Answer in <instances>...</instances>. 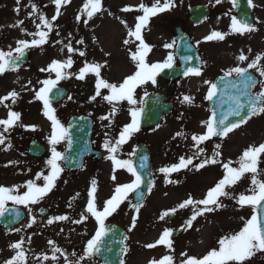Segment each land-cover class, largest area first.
I'll list each match as a JSON object with an SVG mask.
<instances>
[{
	"label": "flooded vegetation",
	"instance_id": "af4514ba",
	"mask_svg": "<svg viewBox=\"0 0 264 264\" xmlns=\"http://www.w3.org/2000/svg\"><path fill=\"white\" fill-rule=\"evenodd\" d=\"M240 1L245 3L248 8L242 20H247L248 23L257 29L244 35L230 33L231 17L235 16L237 19H241L236 15L233 0H222L220 4H216L215 0L190 2L182 14H178V12L177 14L173 13L177 9L178 4L182 3V0H174L175 6L163 13L164 20L162 24L169 30L170 34L168 38L172 40V43L174 42L173 45H176L179 41V32H182L198 48L201 55L200 70L202 73L200 76H196L199 85H205V81L209 79L207 73L211 72L210 68H212V65L205 58V52L209 47L214 46L216 48V46H220L222 43H228L229 46L236 44L235 46L238 49L224 48L221 51V60L227 59L228 63L231 56H233L237 66L247 67L246 61L240 62L237 57L241 52L245 54L244 51L251 45L249 41L252 38H256L259 31H264V0H252V6L249 5L248 0ZM162 3L163 0L161 1ZM17 8L22 9L21 5L14 6L13 9ZM86 19H88L86 15L85 17H81V20L77 22V26L80 25L76 30V37L69 38L65 42L67 44L70 41L74 48L84 51L86 55L81 57L75 53H67L61 59L57 55H53V57H50L48 64L54 59L64 60L69 55L72 56L74 64L71 69L65 70L67 73H78L85 61L104 64L102 56L93 54L91 47V44H93L98 49V39L94 36L91 37V35L89 40L87 37L85 39L82 37L84 30H95L94 23L96 24V22L85 24L83 21ZM0 29L3 31V27H0ZM212 31L225 33V39L222 41L205 40V37L210 35ZM21 39L24 38L19 37L15 39L9 37L6 39L0 37V50L5 52L13 50V54H15L14 49L17 47V41ZM80 39H83L84 44L76 43ZM48 41H53V38L50 37ZM198 41L199 43L197 44ZM61 44L63 45L64 43ZM60 45L54 44L57 53L60 52L58 49ZM34 48L25 50L27 52L26 63L20 65L17 71H6L0 75V97L7 95L12 90L17 91L20 94L17 102L14 105L10 101L7 103L12 110L21 113V121L19 123L37 126L36 130L21 126L11 128L6 134V144L0 145V185L9 188L20 186L21 193L26 190L23 187L26 181L35 180L37 173L43 172L47 175L50 170L46 161L51 156L52 145L49 144V136L52 130L51 121L43 115V104L41 101L34 99V91L30 89H38L40 87L38 83L40 79L39 77L35 78L36 75L40 73L47 74V78L54 79L55 74L40 72L38 67L35 68V72L39 74L28 73L34 66V61L31 62ZM173 64H179V62L173 60ZM208 66L209 68H207ZM234 66L235 63L230 65V68L225 69V66L220 67L222 71L216 73L213 78L217 74L224 73ZM25 68L27 69L26 73L23 72ZM105 73L104 68H102L101 75L103 78L111 83H119L118 79H110L105 76ZM183 77L190 79L188 75H184ZM29 81H31V84L28 83ZM95 82L96 77L91 74L86 76L85 80H78L73 76L70 79H64L59 82L58 86H62L65 90L61 98L55 99L56 94H51L52 99H54L52 100V107L55 109V116L68 130V136L55 145L57 151L66 157L64 161L60 162L64 171L56 180L52 191L39 203L28 206V208H31V215L28 208L23 205H14L11 201L6 203L8 210L3 216H0V264H4L6 260L15 254L10 245L20 240L24 241L22 248L26 253L27 264H65L64 256H61L60 253H56L59 258L58 261L41 259L44 254L49 257L53 255V245L49 244V241H54L55 246L59 247L70 261H75L84 254L87 241L94 236L98 227L96 220L91 216L79 224L71 222L78 220L80 214L85 211L89 199L88 191L91 187V181L93 179L97 181L95 197L97 207L99 208L113 195L117 184L129 183L134 179L125 168L116 169L115 173H113L114 166L112 161L107 159L109 153L105 149L104 144L106 140L114 141L118 138L124 125L131 122L130 109L133 107L142 108L144 99L149 94V83L136 89L137 105L132 106L126 101H122L115 105L117 111L113 117L108 120H102L101 117L109 115L114 105L109 104L100 96L95 101L90 100V97L95 94ZM101 91L103 95L108 94V90L106 89H102ZM68 96H71L72 99L69 100ZM140 101L142 103H139ZM202 107L203 109H208V102L204 101ZM8 110V108L0 105V119L7 117ZM200 120L201 122L198 126L201 127V131L197 135L206 132L205 122L208 120V117L205 116L204 119ZM154 128V126H149L145 123L143 125L140 122L139 131L134 133L126 143L120 146L119 151L116 153L117 158L129 160L133 163L137 152L143 151V149L149 151V131H152ZM221 138L214 136L199 145V147L205 149L204 154L200 157L201 160L204 159L206 152L211 147L216 146L220 142ZM69 141L71 142L69 143ZM8 143L11 144L10 148H7ZM79 146L80 149L76 150ZM191 167L193 166L191 165ZM174 173L176 172L170 173V175ZM113 174L117 176L116 181L111 179ZM36 183L42 185L43 180H37ZM132 204L134 203L131 193L128 200L120 205L117 212L105 221V224L115 223L125 229L128 239L125 240L124 249L126 248L127 250L129 248V236L131 233L128 231L130 227L129 223L135 214ZM17 212L20 214L18 217L16 215ZM125 214L127 215L126 218L124 217ZM57 215H66L69 217V220L58 221L49 225L47 220ZM182 215L179 212L171 215L172 220L178 221L175 225L178 228H181L187 220L183 219ZM32 217H35V223L31 227H27L31 223ZM16 229H20V231L17 232ZM81 264H103V262L97 254H94L86 258L85 261H82Z\"/></svg>",
	"mask_w": 264,
	"mask_h": 264
},
{
	"label": "snow or ice",
	"instance_id": "6c2138e0",
	"mask_svg": "<svg viewBox=\"0 0 264 264\" xmlns=\"http://www.w3.org/2000/svg\"><path fill=\"white\" fill-rule=\"evenodd\" d=\"M17 4L20 0H16ZM56 5V15L48 19L43 14L38 16L40 21L37 24L38 31L35 33H30L34 38L31 41L21 39L17 41V47L13 50L5 52L0 50V75L4 74L6 71H17L20 67V61L25 55V50L32 47H39L48 42V35L53 31L54 21L57 20L60 15V8L63 5L70 3V0H53ZM216 4H220L222 0H215ZM249 5L252 6V0H248ZM235 6V0H233ZM174 0H154L151 6H147L141 3L137 7V11H142V15L136 17V23L133 28H128L127 36L132 39H125L123 41L124 45L132 44L135 46L133 51L129 49V54L131 60L136 65V70L133 74L125 77L122 82L111 83L107 81L101 75L102 68L106 67L107 62L101 63H90L85 61L83 67H81L78 73H67L66 69H71L74 60L72 56L69 55L64 60L54 59L52 60L46 68H41V72L54 73L55 78H47L38 81L41 85L38 89L32 88L30 90L34 91V99L39 100L43 104V115L51 121V134L49 136V144L51 147V156L47 159L46 164L49 167V172L45 175L43 172L37 173L35 180H28L25 182L23 187L26 189L22 193L20 192V186H13L11 188L0 185V216H3L8 210L6 208V203L11 201L14 205H23L28 208L29 205H35L39 203L52 189L55 187L56 180L60 177L61 173L64 171L61 166V161H64L66 157L61 152L57 151L55 145L59 144L68 136V130L61 124V122L55 116V109L52 107L51 94L53 90L56 89L57 94L63 95L64 93L57 88V85L61 80L70 79L75 76L78 80H85L86 76L89 74L96 77L95 82V94L90 97V100L95 101L98 96L103 100L107 101L109 104L114 105L109 115L101 117L102 120H108L116 114L117 108L115 105L122 101H126L129 105L135 106L138 104L135 93L136 89L142 87L148 83L152 85L156 84V77L165 69H171L173 67V56L169 54L165 60L160 62L149 63L147 57L152 51L153 45L148 44L143 37V30L148 25L150 18L156 16L158 13L169 10L174 7ZM33 12L29 15H33L37 12V7L32 4ZM102 4L101 0H86L83 9L81 10L86 14L87 18L83 22L88 23L95 14L101 12ZM132 7H124L121 9L123 12L132 11ZM19 12V8L15 9ZM111 15V13H109ZM77 21L81 20V16L76 17ZM24 21L20 20L13 27H19L23 25ZM125 24L127 28L128 25L125 21H121ZM43 26V28H41ZM46 29V30H44ZM23 30V29H22ZM257 29L247 20L237 19L235 16L231 17L230 33L244 35L246 33H251ZM59 35V32L56 33ZM225 33L219 31H212L210 35L205 37V40H224ZM71 36V34H69ZM38 37V39L36 38ZM138 42V43H137ZM56 43H62V41H56ZM77 44H84L83 39L77 40ZM199 41L197 42V44ZM173 43L164 44V48L169 49L173 47ZM64 47L67 49L69 54H78L84 57L86 53L79 49L73 47L72 43L65 44ZM251 51V49H249ZM110 55V54H106ZM185 61H190L192 57H185ZM240 62H245L248 57L241 52L237 57ZM250 69H255L259 72V76L264 78V53H259L247 64V67L236 66L228 69L224 72V76L220 77L222 83L226 87H230L236 90V94L230 96L232 106L229 110L219 117L216 111H212L211 116L205 122L206 132L201 135H193L192 140L195 142L197 147V152L194 154L197 159L204 154L205 149L199 147L203 142L211 139L214 136L226 137L230 132L240 127L242 124L247 123L253 116H258L264 113V79L257 80L254 76L249 74ZM195 75L200 76L201 70L198 67H188L186 68L184 75ZM235 76L234 80H225L226 77ZM31 84V81L28 82ZM209 85L208 92L206 94V99L211 101L217 95L218 85L211 81H205ZM260 85V91L253 92L252 89L256 85ZM102 89L108 90L107 95L102 94ZM19 93L15 90L10 91L7 95L0 97V105L8 108L7 117L0 119V145H5L7 141L6 134L9 130L15 126L25 127L31 130H36V125H23L19 123L21 121V113L12 110L10 105L15 104L19 98ZM242 97L244 98L242 102ZM71 100L72 97L68 96ZM183 102L192 103V98L185 95L183 97ZM139 103H142L140 101ZM143 109L133 107L130 109V115L132 117L131 122L124 125L120 131L118 138L114 141L106 140L104 147L108 151L110 159L113 163V173L116 169L125 168L132 175V179L129 183L117 184L113 195L107 199L101 207H97L95 193L97 191V181L93 179L91 181V187L88 191V201L85 207V211L80 214L78 220L71 221L72 223H82L86 221L89 216L93 217L97 222V229L94 236L87 241V245L84 249V254L80 256L75 261H70L67 256L64 255L63 251L55 246L54 241H49V244L53 245V255L49 257L44 254L41 259L58 261V256L56 253H60L64 256L65 264H81L86 258L97 254L101 250V245L103 243V238L108 233V228L105 221L108 217L113 215L119 209L120 205L123 204L131 193H136L137 203L132 204L134 210V215L131 219V226L128 231L131 232L137 225L139 218V213L143 207V197L144 192L140 191L141 185L144 183V178L140 172L136 170L133 163L129 160H120L117 158L116 153L119 151L120 146L126 143L134 133L139 131L140 127V117L142 115ZM229 117H239L236 121H230ZM180 135V133H178ZM71 141H69L70 143ZM11 144H7V148H10ZM216 149L221 147L217 144ZM221 153L215 151L211 159L205 158L198 164L193 163V157H180L179 162L168 167H162L159 171L165 174L166 183H172V181L167 179L168 174L173 172H178L181 169L187 168L192 165L197 170L204 168L208 164L222 163V167L225 170L223 177L211 187L205 197L200 200H195L191 195L182 202H180L176 207L167 209L160 214L159 219L164 220L170 215L176 214L181 209H186L189 206L192 207V215L184 222L181 226L183 230H188L193 228L194 222L198 217L204 216L206 213H213L222 207H225L221 198L234 199L240 207L251 206L253 209V214L244 221L243 227L234 233L225 235L218 239V247L212 248L206 254L197 257L194 255H189L187 252L180 253L179 264H245L246 261L250 260L258 252H264V179L260 177L264 176V168L260 167L264 163V143L259 145H250L246 148L239 160L236 161L238 166H232V162H221L217 160ZM145 161L147 157L143 158ZM141 167H146V164H142ZM246 174H250L251 187L247 189V193H240L238 196L232 195L226 189L232 188L237 185L242 179L246 177ZM151 175V173H149ZM43 180V184H37V180ZM111 179L113 181L117 180L115 174L112 175ZM154 184L150 180L148 182V192L152 191ZM167 195V193H165ZM29 214L31 215V208H28ZM43 212V210H41ZM17 217L20 215L16 213ZM69 220L66 215H57L47 220L49 225L58 221ZM35 223V217H32L31 223L27 227H31ZM20 231V229H16ZM173 229H164L159 239L155 243H149L145 245L147 248H154L157 245H165L169 250V255H164L160 259H152L149 264H176L175 250L173 248ZM128 237L125 236L124 240ZM24 241L20 240L10 247L14 250V255L6 260L4 264H27L26 253L22 248ZM127 249H122V252H126ZM75 255V253H73ZM120 264H124L121 260Z\"/></svg>",
	"mask_w": 264,
	"mask_h": 264
},
{
	"label": "rangeland",
	"instance_id": "374dc122",
	"mask_svg": "<svg viewBox=\"0 0 264 264\" xmlns=\"http://www.w3.org/2000/svg\"><path fill=\"white\" fill-rule=\"evenodd\" d=\"M194 1L198 0H182V3L178 4L177 9L173 13L177 14L178 12V14H182L187 4ZM153 2L154 0H149L148 5L146 0H101L102 7H106L103 10V17L100 16L99 18V14H95L88 20L90 23L96 22V24L94 23L95 30H84L82 37L84 39L87 37L89 40L91 35V37L94 36L98 39V49L91 42L90 44L93 54L97 56L98 54L101 55L103 61L107 62L106 67H104L106 77L118 79L119 82H122L125 77L132 74V71L136 69V65L131 60L129 54V49L131 48L134 51L135 46L132 44L124 45L123 41L125 39H132L127 36L128 28H133L137 22L136 17L143 14L142 11L136 10L137 7L141 3L151 6ZM85 3L86 0H70V3L60 8V15L53 22V31L48 35V39L51 37L53 41H48L34 48L31 60V62L34 61V66L28 73L39 74L35 72V68L38 67L39 71L41 68H46L50 57H53V55H57L60 59L64 58V55L68 53L64 47L65 42L69 38L76 37V30L80 25L77 26L78 21L76 17L78 15L85 17L86 15L81 11ZM32 4L36 5L37 12L30 16L29 14L33 12ZM18 5L22 7V9H19V12L13 9L14 6ZM126 6L132 7L133 10L129 12L121 11ZM164 12L151 17L149 24L143 30L145 41L154 46L147 57L149 63L163 61L169 54L173 56V47L166 49L163 46L166 43H172V40L168 38L170 34L169 30L162 24ZM54 13H56V5L53 0H24L19 4H17L16 0H0V27H3V31L0 29V37L6 39L9 37L15 39L23 37L25 40H32L34 37L30 33L38 31L37 23H40L38 16L43 14L48 19H51ZM20 20L24 21L23 25L13 27ZM121 21H125L128 27L126 28L125 24L121 23ZM57 32H59V35H56ZM36 38L38 39V37ZM56 41H62L64 44L56 43ZM249 43L251 45L246 48L248 60L245 64L251 62L257 54L264 53V31H259L256 38H252ZM54 44L57 46L61 44L58 47L59 53L55 51ZM235 45L229 46L228 43H222V45H218L216 48L214 46L209 47L205 52V58L212 65V68H210L211 72L207 73L208 81H211L216 73L222 71L220 67L225 66V69L230 68V65L234 63V67L237 66L233 56H231L228 63L227 59L223 61L220 56L224 48L238 49ZM23 72L26 73L27 69L25 68ZM256 72L259 76V72L257 70ZM38 77L40 80H44L47 79L48 75L40 73L35 76V78ZM197 79H188L186 77L185 79H180L178 82L169 83L160 76H157L155 85L149 83V90L157 89L167 93L169 98L175 103V107L172 113L165 116V119L158 127L149 131V147L152 155L153 171L155 172L156 187L150 193V196L148 195L146 198L140 210L137 225L130 233L129 248L124 253V264H149V261L152 259H160L164 255L171 254L165 245H157L154 248L145 247V245L155 243L159 239L157 235L158 233L161 235L165 229L164 225H168V229H174L176 222H178L170 220L168 217L160 220L159 216L161 212L176 207L180 202L187 199L189 195L195 200L203 199L207 191L224 175L225 170L222 167V163L219 162L208 164L199 170L189 165L187 168L181 169L173 175L168 174L167 179L172 181V183H166L165 174L159 171L162 167L178 163L179 156L185 158L193 157L194 164H198L201 160L197 159L194 155L197 152V147L191 135H197L201 131L198 122L201 121L200 119H204L205 114H207L206 109H203L202 106L206 99L209 85L206 84V87L199 90L196 83ZM260 79L264 78L259 76ZM255 90L257 92L260 91L259 84ZM185 95L192 98L191 104L183 102ZM219 141L221 147L219 149H216L215 146L211 147L206 152L204 158L209 159L210 155H214L215 151H219L221 155L217 157L218 161H231L232 166H238L236 161L239 160V157L246 148L254 145V143H256L255 145L264 143V113L253 116L247 123L242 124ZM260 167L264 168V163ZM260 178L264 179V176ZM250 187V174H246V177L237 185L226 190L232 195L238 196L240 193L248 194L247 189ZM221 200L225 207L198 217L194 222L193 228L188 230L182 229L172 236L176 264H179L181 252H187L189 255L200 257L212 248L218 247L217 241L219 238L237 232L243 227L244 221L241 220V217L247 220L253 214L251 206L240 207L234 199L222 197ZM178 212L183 214V219H188L192 215V207L189 206ZM126 216L125 214L124 217L126 218ZM129 224L131 226V222ZM262 258L263 254L258 252L250 260L246 261L245 264H264V258L263 260Z\"/></svg>",
	"mask_w": 264,
	"mask_h": 264
},
{
	"label": "water",
	"instance_id": "95a60500",
	"mask_svg": "<svg viewBox=\"0 0 264 264\" xmlns=\"http://www.w3.org/2000/svg\"><path fill=\"white\" fill-rule=\"evenodd\" d=\"M181 52H184V50H181L179 52V54H178L179 57H180ZM189 53H190L191 57L193 58L194 57L193 56L194 50L189 51ZM186 68H188V67L184 66L181 68L166 70L164 72V76L167 78H175V77L179 76L181 73H183V71H185ZM219 78H218V81L216 82V84L218 85V91H217V95L215 96V98L217 99L218 105L215 109H213L214 111H216L218 117L229 110V108L232 106L230 96L236 94L235 89L230 88V87H226L225 84L222 83ZM234 79L235 78H228V77L225 78V80H234ZM158 97H160V99H158ZM164 99H165V97L159 93L149 96V104L147 105V110H144L145 114H147V117L149 118V123L158 124L162 118L163 113H167L171 110L172 103L171 102H165V101H163ZM243 100H244V98L242 97V102H243ZM219 104H220V107H219ZM229 119H230V121H236L239 119V117H229ZM79 149H80V146L76 148V150H79ZM141 159H142V156L137 157V161L140 164H142ZM138 162H137V164H138ZM150 167L151 166L149 163V164H147L146 169H143L142 170L143 172L142 171L140 172L144 178V183L141 185L140 191L144 192L146 186L148 185V182L151 180V175H149V173L151 171ZM114 228L116 229L115 230L116 236L111 238L112 244H110V242H107V235L103 238V245H105L107 243V244L113 245V246H115V248H117V251L115 253H110V252L104 251L101 254V258L103 259V261L106 264H119V262H120V254H121V251L123 248L124 231L117 226H114ZM115 237H116V239H115Z\"/></svg>",
	"mask_w": 264,
	"mask_h": 264
}]
</instances>
